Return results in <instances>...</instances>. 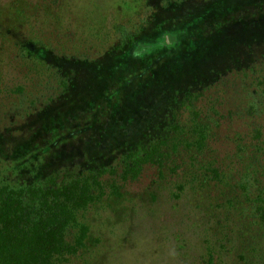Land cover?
Segmentation results:
<instances>
[{
	"label": "rangeland",
	"instance_id": "rangeland-1",
	"mask_svg": "<svg viewBox=\"0 0 264 264\" xmlns=\"http://www.w3.org/2000/svg\"><path fill=\"white\" fill-rule=\"evenodd\" d=\"M262 1L0 0L6 150L37 139L46 121L72 119V127L54 125L56 137L38 147L56 148L43 174L104 163L97 148L105 146L99 140L105 131L88 135L78 127L91 116H126L118 138L137 143L166 135L165 120L179 118L189 131L199 120L210 124L203 153L185 141V152L180 147L165 168L143 165L120 192L108 191L107 174L106 193L80 217L89 229L84 253L64 264H264V9L256 7ZM193 56L196 65L188 67ZM249 59L259 61L248 69ZM98 92L110 106L97 101ZM73 128L95 151L77 154L74 139L55 147ZM225 199H232L228 210ZM245 220L257 225L245 231Z\"/></svg>",
	"mask_w": 264,
	"mask_h": 264
},
{
	"label": "trees",
	"instance_id": "trees-1",
	"mask_svg": "<svg viewBox=\"0 0 264 264\" xmlns=\"http://www.w3.org/2000/svg\"><path fill=\"white\" fill-rule=\"evenodd\" d=\"M256 7L262 14L264 1L257 4ZM235 11V8H231L232 13ZM246 11L248 9L241 10L240 13ZM250 20L255 21L258 18L254 16ZM238 21L236 20L235 24ZM254 45L255 43H250L249 47ZM211 47H215V45ZM248 56L251 57V55ZM195 59L196 57L193 56L189 62L185 63L188 64V67L196 65ZM258 61L250 62L249 59L248 69ZM235 71L237 70H228L226 74ZM217 72L216 69L217 77L214 82H218L222 78ZM96 74L101 75L102 72H96ZM102 78L104 76L100 79ZM198 86L202 91L208 87L203 80L198 82ZM101 96L102 94L98 92L97 101L102 99ZM105 99L103 98L102 101L110 106ZM63 121L64 123H62ZM63 121L59 120L58 124L72 127V119ZM45 123L37 130V139L36 135L30 136L31 138L24 141L27 142L25 145H23L24 142L18 144L12 151L6 150L5 137L3 139L0 137V162H5L0 171V264H64L75 255L84 253V251L80 252L84 249L85 237H88L89 229L82 223L80 217L84 212H87L86 208L89 205L95 204L106 193L103 178L108 174L107 178L112 182L108 191L120 192V187L125 181L131 182L141 174L143 165L152 164L160 170L165 168V164L172 155L181 154L179 150L180 147L182 150L185 141L188 147L193 150L203 149V153L207 148V132L210 126L208 121L202 119L194 122L189 131L186 124L179 118L171 121L165 120L166 135L155 133L152 135V140L148 134L149 139L146 142L137 139L139 141L137 143L129 136L124 140L118 138L121 134L124 135L120 124H124L125 128L128 123L126 116H91L83 126L80 121L81 126L78 127H81L80 131H87L88 135L93 134L89 133L93 128L98 131L102 127L101 131H105L99 134L100 145L105 142V146L97 148L104 153L101 155V159L104 158V163L97 164V167L92 168L89 166L96 164L88 165V167L76 169L74 172H61L57 168L49 171L44 169L48 172L43 174L41 166L45 164L46 158L56 148L39 151L37 149L47 143L46 140L50 135H52V139L56 137L50 131L54 130V125H58L51 121ZM59 125L58 130H61ZM114 126L115 129H112ZM117 126L120 127L117 128ZM179 131L190 135L187 139L191 138L192 142L187 139L183 140ZM74 133H76V128L59 136L55 141V147L62 139H74L79 141V145L74 146L77 154L86 156L88 149L95 151L93 145L89 148L84 146L85 140L89 144H93L88 136L82 134L79 139V136L75 137ZM140 135L144 136L145 134ZM61 146H64V143L59 144V148ZM184 150H186V146H184L183 152H185ZM202 168H206L205 165ZM207 173L210 174L209 170L202 174L204 177H208ZM231 203L232 199H225L226 210ZM262 211H264L263 207ZM244 223H246L245 231H248V226L257 225L256 221L251 223L245 220Z\"/></svg>",
	"mask_w": 264,
	"mask_h": 264
}]
</instances>
